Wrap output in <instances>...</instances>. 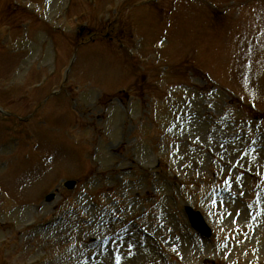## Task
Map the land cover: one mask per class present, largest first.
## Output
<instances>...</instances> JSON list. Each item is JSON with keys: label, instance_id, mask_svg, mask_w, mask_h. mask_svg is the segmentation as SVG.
Listing matches in <instances>:
<instances>
[{"label": "rangeland", "instance_id": "obj_1", "mask_svg": "<svg viewBox=\"0 0 264 264\" xmlns=\"http://www.w3.org/2000/svg\"><path fill=\"white\" fill-rule=\"evenodd\" d=\"M0 108V264H264V0H0Z\"/></svg>", "mask_w": 264, "mask_h": 264}, {"label": "water", "instance_id": "obj_2", "mask_svg": "<svg viewBox=\"0 0 264 264\" xmlns=\"http://www.w3.org/2000/svg\"><path fill=\"white\" fill-rule=\"evenodd\" d=\"M76 185L74 181L65 182L64 186L68 190H72ZM55 194H50L45 198V202L50 203L54 200ZM185 213L187 214L188 220L191 227L198 232V234L204 238H209L211 236V230L206 225L203 217L199 212L193 211L192 208L186 207Z\"/></svg>", "mask_w": 264, "mask_h": 264}, {"label": "snow or ice", "instance_id": "obj_3", "mask_svg": "<svg viewBox=\"0 0 264 264\" xmlns=\"http://www.w3.org/2000/svg\"><path fill=\"white\" fill-rule=\"evenodd\" d=\"M225 183L227 184V183H228V181H225Z\"/></svg>", "mask_w": 264, "mask_h": 264}]
</instances>
